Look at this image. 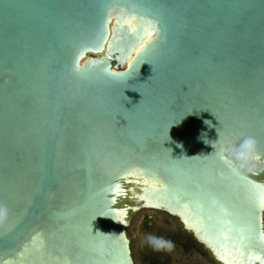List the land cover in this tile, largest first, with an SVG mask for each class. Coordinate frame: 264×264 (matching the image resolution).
Returning a JSON list of instances; mask_svg holds the SVG:
<instances>
[{
    "label": "water",
    "instance_id": "obj_1",
    "mask_svg": "<svg viewBox=\"0 0 264 264\" xmlns=\"http://www.w3.org/2000/svg\"><path fill=\"white\" fill-rule=\"evenodd\" d=\"M141 208L264 264V0H0V264H133Z\"/></svg>",
    "mask_w": 264,
    "mask_h": 264
},
{
    "label": "rangeland",
    "instance_id": "obj_2",
    "mask_svg": "<svg viewBox=\"0 0 264 264\" xmlns=\"http://www.w3.org/2000/svg\"><path fill=\"white\" fill-rule=\"evenodd\" d=\"M90 57L87 55L83 61ZM145 214H152L153 219L147 231H141ZM125 225L133 264H217L184 231L181 222L163 210L138 209L127 217Z\"/></svg>",
    "mask_w": 264,
    "mask_h": 264
},
{
    "label": "bare ground",
    "instance_id": "obj_3",
    "mask_svg": "<svg viewBox=\"0 0 264 264\" xmlns=\"http://www.w3.org/2000/svg\"><path fill=\"white\" fill-rule=\"evenodd\" d=\"M111 39H112V36L111 35H108L107 36V38H106V41H105V43H104V46H103V48H102V51L101 52H99V53H95L94 55H91V57L90 58H88V59H90V60H92L91 62H93V59L94 58H96L97 57V59L99 58H103L104 57V53L106 52V50H107V48H108V46H109V43H110V41H111ZM144 47V43H141V44H139L134 50H133V53H132V55L127 59V61H126V65H127V67L129 66V63H130V61H131V59L136 55V54H138L140 51H141V49ZM87 55H85L80 61H79V64L80 65H82L85 61H83L84 59H85V57H86ZM94 56V57H93ZM118 63L119 62H117V63H115L114 64V66H118ZM112 70L115 72V69L114 68H112ZM136 210V209H135ZM263 231H264V227H263Z\"/></svg>",
    "mask_w": 264,
    "mask_h": 264
},
{
    "label": "flooded vegetation",
    "instance_id": "obj_4",
    "mask_svg": "<svg viewBox=\"0 0 264 264\" xmlns=\"http://www.w3.org/2000/svg\"><path fill=\"white\" fill-rule=\"evenodd\" d=\"M146 226H147V227H146ZM145 228H146V230L149 228L148 224H146L144 228L141 227L140 230H141V231H146Z\"/></svg>",
    "mask_w": 264,
    "mask_h": 264
},
{
    "label": "clouds",
    "instance_id": "obj_5",
    "mask_svg": "<svg viewBox=\"0 0 264 264\" xmlns=\"http://www.w3.org/2000/svg\"><path fill=\"white\" fill-rule=\"evenodd\" d=\"M252 143H254V141H251ZM3 210L2 209H0V212H2ZM150 239H152V238H150Z\"/></svg>",
    "mask_w": 264,
    "mask_h": 264
}]
</instances>
